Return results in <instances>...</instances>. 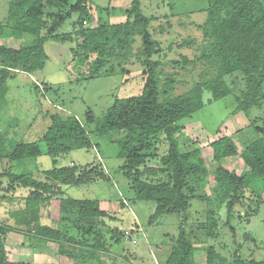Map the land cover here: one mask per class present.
Segmentation results:
<instances>
[{
    "label": "trees",
    "instance_id": "1",
    "mask_svg": "<svg viewBox=\"0 0 264 264\" xmlns=\"http://www.w3.org/2000/svg\"><path fill=\"white\" fill-rule=\"evenodd\" d=\"M206 1V18L198 25L205 39L199 60L212 62L217 74L194 83L181 94L165 98H162L157 72L161 62L153 58L160 52V47L149 32L150 19L141 11V0H131L125 10V21L114 24L99 21L95 26L84 25L89 23V0H75L72 4L69 0L10 1V17L15 20L10 36L18 38L27 34L32 38L19 48L0 45V99L6 93L7 81L17 72L30 73L44 67L48 57L44 45L49 39L69 40L74 44L72 59L79 69L76 80L82 81L111 75L115 71L114 61L125 72L121 64L130 57L133 36L138 34L141 37L138 53L143 64L144 84L140 93L116 98L101 118H96L91 110L85 112L84 122L73 114L53 113L49 116L45 132L37 139L17 141L10 150L0 147V159L10 161V165L0 170V180L5 179L8 193L0 197L13 198L16 190L26 188L23 207L12 212L15 224H0V264H31L8 258L6 235L11 230L25 234L31 246V237L40 239L38 244L43 246L51 241L57 245L59 255L80 264H91L87 259L98 258V252L104 248L101 237L96 236L92 244L80 242L77 249L68 250L66 245H75L73 240L61 228L40 223L39 210L41 205H49L51 219L60 223L64 220L85 221L89 223L88 230L93 231V222H102L110 214L100 207L97 199L67 196L64 187H78L98 179L108 180L109 175L102 164L90 162L80 166L74 163L56 166L53 158V166L41 171L42 179L30 173H15L11 167L15 160L64 154L70 150V143L74 140L90 145L89 133L102 135L118 131L120 134L115 140L118 147L116 156L121 161L119 169L128 180L134 199L155 202L148 224L155 223L163 214L187 209L190 198L194 196V187L189 184V179L193 178L200 185L206 179L208 168L200 148L182 151L179 147L175 138L180 129L178 121L190 117L206 103L232 94L233 81L225 80L224 76L235 72H239L243 85L239 95L235 96V110L247 114L252 107H261L264 102V0ZM72 13L79 15L73 31L57 33ZM167 84L171 89L173 80L168 79ZM205 91L209 92L207 98L203 96ZM260 121V125H254V138L239 153L229 135L209 142L212 158L217 163L212 172L213 192L220 205L226 204L228 212L240 201L245 182L260 179L264 191V113ZM89 124H93L90 130L86 128ZM161 134L167 148L157 155ZM237 155L247 167L241 174L221 164L222 158ZM153 156H158V163L147 165ZM159 174L164 178L152 180L143 177ZM197 197L204 199L205 194ZM216 227L217 218L214 211L209 210L201 228L210 236L216 234ZM114 234L117 240L121 236L118 228ZM167 248L161 264H196V247L182 225ZM204 249L205 264H227V257L213 245ZM233 260L236 264H264V258H240L238 250L234 251Z\"/></svg>",
    "mask_w": 264,
    "mask_h": 264
},
{
    "label": "rangeland",
    "instance_id": "2",
    "mask_svg": "<svg viewBox=\"0 0 264 264\" xmlns=\"http://www.w3.org/2000/svg\"><path fill=\"white\" fill-rule=\"evenodd\" d=\"M10 1L17 0H0V45L19 48L30 42L32 36H10V28L15 21L10 17ZM74 2L69 0V4ZM130 3L131 0H89V23L84 25L95 26L99 21L107 24L123 22ZM206 8V0H141V11L150 19L149 32L160 47V52L153 58L161 62L157 72L159 87L166 91L161 92L162 98L181 94L194 83L211 79L217 74L212 62L199 60L205 39L198 25L205 21ZM78 17V13H72L57 33L72 32ZM73 46L69 40H47L44 48L48 57L44 67L30 73L19 71L7 81L6 93L0 99L1 148L10 150L17 141H32L40 137L53 113L63 116L73 114L84 122L85 112L91 110L96 118H101L116 98L141 92L144 75L141 73L143 64L138 53L141 48L138 34L133 36L130 57L121 64L125 72L114 61V73L89 80H76L79 69L72 59ZM239 76V72L224 76L225 80L233 81L232 94L206 103L190 117H184L177 123L180 129L175 138L181 150L200 148L208 168L201 186L193 178L189 179V184L194 187V196L190 198L186 210L163 214L155 223L148 224L155 202L134 199L128 180L119 169L121 161L116 156L118 147L115 140L120 134L118 131L102 135L89 133L90 145L74 140L70 143V150L64 154L15 160L11 162V167L15 173H30L42 179L41 171L53 166V158L56 159V166L100 162L109 175L108 180L98 179L78 187H64V190L70 197L97 199L110 217L102 222L95 220L94 230L89 231V223L85 221L64 220L60 223L51 219L49 205L43 204L39 210L40 223L61 228L75 243L66 245L68 250L77 249V243L92 244L96 236L101 237L104 248L98 252V258L87 259L91 264H161L180 225L194 242L196 264H205L204 248L207 245H213L227 257V264H236L233 260L235 250L244 260L263 259L264 191L260 179L245 182L240 201L233 205L230 212L225 203H218L213 192L215 182L212 172L217 163L212 158L209 142L219 136L229 135L238 153L241 152L254 138V125L261 124L260 118L264 113V102L261 107H252L247 114L235 110V96L239 95L243 86ZM168 79L173 80L171 89H168ZM203 96L207 98L209 92L205 91ZM92 127L93 124L86 125L88 130ZM166 148V141L161 134L157 142V155ZM157 161L158 156H153L147 165L157 164ZM221 164L237 174L247 170L239 155L222 158ZM7 165H10V161L0 159V170ZM143 177L157 180L164 178V175ZM6 186L5 179H1L0 196L8 195ZM25 190H16L13 198L0 197V224H15L12 212L23 207ZM204 194V199L197 197ZM209 210H213L217 218L216 234L210 236L201 228ZM116 228L121 232L118 240L114 234ZM31 238L32 246L28 245L25 234L9 231L6 235L8 258L11 261H29L31 264H80L79 261L59 255L55 243L50 241L47 246H43L38 244L40 239Z\"/></svg>",
    "mask_w": 264,
    "mask_h": 264
},
{
    "label": "crops",
    "instance_id": "3",
    "mask_svg": "<svg viewBox=\"0 0 264 264\" xmlns=\"http://www.w3.org/2000/svg\"><path fill=\"white\" fill-rule=\"evenodd\" d=\"M17 260H21V259H16V260H12V261H17Z\"/></svg>",
    "mask_w": 264,
    "mask_h": 264
}]
</instances>
